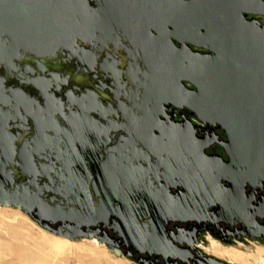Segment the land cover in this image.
Here are the masks:
<instances>
[{
	"label": "water",
	"instance_id": "95a60500",
	"mask_svg": "<svg viewBox=\"0 0 264 264\" xmlns=\"http://www.w3.org/2000/svg\"><path fill=\"white\" fill-rule=\"evenodd\" d=\"M257 16L264 0H0V205L139 264H235L165 228L224 223L264 240ZM214 142L226 159L206 152Z\"/></svg>",
	"mask_w": 264,
	"mask_h": 264
},
{
	"label": "rangeland",
	"instance_id": "374dc122",
	"mask_svg": "<svg viewBox=\"0 0 264 264\" xmlns=\"http://www.w3.org/2000/svg\"><path fill=\"white\" fill-rule=\"evenodd\" d=\"M49 238L68 240L76 245L60 254ZM213 242H217L221 249H235L257 258L256 261L251 258L247 264H264V246L260 243L249 241L225 246L209 236L201 243L203 252L231 262L234 261L228 256L214 253ZM121 252H112L105 243L92 236L74 241L55 235L21 209L0 205V264H139Z\"/></svg>",
	"mask_w": 264,
	"mask_h": 264
},
{
	"label": "flooded vegetation",
	"instance_id": "af4514ba",
	"mask_svg": "<svg viewBox=\"0 0 264 264\" xmlns=\"http://www.w3.org/2000/svg\"><path fill=\"white\" fill-rule=\"evenodd\" d=\"M259 19L264 21V16H257ZM167 112L170 115V118L174 120L177 123H184L185 120H190L194 128L196 129V135L198 137H210L211 133L214 131V133L217 134L218 140H225L226 135L224 131L220 128L211 126L207 123L202 122L201 120L195 118L192 115V112L187 107H175L170 106L168 108ZM206 152L208 154H218L221 155L224 159H226V156L224 155L223 148L217 143H212L209 148L206 149ZM251 190V187H248V191ZM255 196L257 201H264V181L262 185L255 187ZM172 191L174 189L172 188ZM260 222L264 225V217L260 220ZM94 228V227H93ZM178 228H182L186 231H191L192 234H188L186 237L188 239H191L193 242V246L199 247L202 249L201 243L206 240V238L212 237L219 241L221 244L225 246H232V245H238L240 243H246L249 241H255L257 243H260L264 246V240L261 237L252 235L247 236L243 235L240 232H236V228L240 229L241 226H227L224 223H220L219 225L211 224L209 222L200 221L197 223L196 221H173L170 220L166 225V232L169 234L170 231L177 232ZM104 231L107 232L109 236H113L112 232L108 230L107 228H101V230L98 232L99 235H103ZM244 231V230H243ZM93 237V236H92ZM181 246H187L186 243H183ZM122 250L125 252L126 248H122ZM195 254V253H194ZM130 255L133 259H138L140 255L135 251L131 250ZM196 255V254H195ZM154 264H165V260L163 258H159V260L156 262L154 257L150 258ZM180 264H186L180 262Z\"/></svg>",
	"mask_w": 264,
	"mask_h": 264
},
{
	"label": "bare ground",
	"instance_id": "6f19581e",
	"mask_svg": "<svg viewBox=\"0 0 264 264\" xmlns=\"http://www.w3.org/2000/svg\"><path fill=\"white\" fill-rule=\"evenodd\" d=\"M49 240L60 254H63L66 251V249L74 248L76 245L75 242H71L68 240H59V239L53 240L51 238H49ZM212 249L214 253L219 254L221 256H228L230 260L236 263H239V264H247V262H249L251 258H253L255 261L257 260V258H255L253 254H247L239 250H235V249H221L217 242L212 243ZM234 262H231V263H234Z\"/></svg>",
	"mask_w": 264,
	"mask_h": 264
}]
</instances>
